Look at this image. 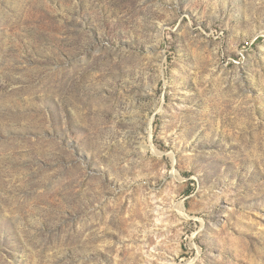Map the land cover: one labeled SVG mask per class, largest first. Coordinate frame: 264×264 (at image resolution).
<instances>
[{
	"label": "rangeland",
	"instance_id": "obj_1",
	"mask_svg": "<svg viewBox=\"0 0 264 264\" xmlns=\"http://www.w3.org/2000/svg\"><path fill=\"white\" fill-rule=\"evenodd\" d=\"M0 264H264V0H0Z\"/></svg>",
	"mask_w": 264,
	"mask_h": 264
}]
</instances>
